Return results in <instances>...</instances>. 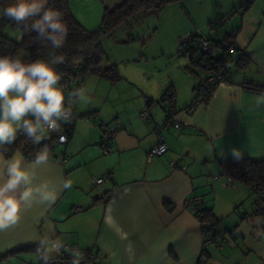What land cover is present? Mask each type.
<instances>
[{
	"label": "crops",
	"instance_id": "0c3cea01",
	"mask_svg": "<svg viewBox=\"0 0 264 264\" xmlns=\"http://www.w3.org/2000/svg\"><path fill=\"white\" fill-rule=\"evenodd\" d=\"M124 1L69 0V5L75 21L95 31L103 10ZM212 1L198 2L192 13L185 7H192L189 0L178 2L191 24L175 40L198 34L232 42L236 50L230 55V81L219 83L206 104L189 111L196 85L208 75L202 70L194 72L184 88L170 83L172 99L165 102L160 101L165 91L156 94L143 87L139 94L141 81L85 77L80 86L85 98L75 101L72 136L54 147L47 164L36 168L32 185L48 183L59 189L62 181L70 180L71 187L59 191L50 205L35 202L22 208L18 222L0 231V256L16 251L1 264H40L42 250H49L54 240L95 250L101 264H264V213L257 212L264 205L256 203L249 186L232 181L220 167V161L230 157L264 160V94L244 88V83L264 85V0H251L235 10L219 41L200 33L219 17L222 7ZM13 2L0 0V6ZM157 11L135 17L123 30L132 23L134 29L143 22L138 18ZM20 26L8 20L4 32L19 41ZM238 52L248 60L245 67L235 65ZM142 110L150 120L139 117ZM168 113L180 128H163L167 151L147 160L148 150L158 142L155 129L163 126ZM104 124H119L106 152L100 146ZM106 174L111 178L93 184ZM193 197L201 199L199 208L212 211L217 229L235 232L236 237L221 248L204 245L210 231L188 207ZM77 205L83 210L74 212Z\"/></svg>",
	"mask_w": 264,
	"mask_h": 264
},
{
	"label": "clouds",
	"instance_id": "9594fccd",
	"mask_svg": "<svg viewBox=\"0 0 264 264\" xmlns=\"http://www.w3.org/2000/svg\"><path fill=\"white\" fill-rule=\"evenodd\" d=\"M46 4L47 0H14L0 6V17L17 25L23 24L27 32L36 33V41H49L58 49L65 43L68 26L63 21V14L57 9L45 8ZM30 17L35 19L29 26L25 22ZM23 35L21 32L16 38L22 40ZM64 59L63 55H53L47 61L25 62L20 55H0V231L18 222L22 208H30L35 202L50 205L56 201L59 191L71 187L70 180L62 181L59 189L48 183L32 186L36 168L48 163L46 146L36 153L31 163L19 151L5 156L6 146L15 143L18 133L33 145H39L46 138L45 130L59 133L63 123L71 122L72 112L66 107L64 86L60 84L62 77L53 67L63 63ZM84 98L83 89L68 94L69 102ZM121 238L127 239V234L121 233ZM60 248L69 252L72 264H80L82 253L57 246V250ZM127 251H133L131 243ZM41 259L43 264H49L47 255Z\"/></svg>",
	"mask_w": 264,
	"mask_h": 264
},
{
	"label": "trees",
	"instance_id": "16d2710c",
	"mask_svg": "<svg viewBox=\"0 0 264 264\" xmlns=\"http://www.w3.org/2000/svg\"><path fill=\"white\" fill-rule=\"evenodd\" d=\"M178 2L181 0H125L114 9L105 8L101 19L100 27L95 31H87L79 25L73 18L69 0H49L46 8H53L59 10L63 14V21L68 26V35L63 47L53 48L49 41H36V33L27 32L24 25L21 24L20 30L24 33L23 39L16 41L9 37L5 32L7 19L0 17V55H20L25 62H31L37 59L50 60L53 55L64 56V62L54 65L58 73L61 74L60 84L63 85L65 98L68 94L75 90L80 89L85 77L90 74L107 77L109 79L117 78L116 71L112 68H101L100 64L104 58L103 41L111 38L113 34L123 26H127L133 21L137 15L146 14L152 10H158L168 3ZM251 3V0H243L239 9L246 8ZM34 17H30L25 23L31 25ZM196 38L199 39L198 34L191 36L189 40L180 41L178 52H183L184 56H188L192 66L197 67L205 73L213 74L220 71H229L231 54L227 48L220 47L221 42H214L208 39L212 44L220 50L219 56H208L203 53L200 48L194 46ZM229 42V41H228ZM198 44V40H197ZM229 45H233L229 42ZM248 60L243 53L237 54L235 65L238 67H245ZM188 70V69H187ZM192 75L194 72L189 71ZM79 77L80 81L76 82L75 79ZM171 91L167 90L163 93L160 101L172 99ZM74 116L69 122V130L67 132V141L71 138L74 127ZM105 129L103 128L102 131ZM45 139L39 145H33L23 134L18 133L17 140L14 144L7 145L6 157H10L14 151L21 152L26 161H33L36 153L44 148L48 149L51 153L57 145L55 136L44 133ZM63 143V144H65ZM220 167L229 179L234 182L242 183L249 186L256 194L264 195V160H253L245 157H230L220 161ZM196 217L202 223L203 227L208 229H217L218 219L210 209L199 208L195 213ZM27 249V248H26ZM21 250H24L21 249ZM17 250V252L21 251ZM16 251L9 252L0 256V264L4 259L13 256Z\"/></svg>",
	"mask_w": 264,
	"mask_h": 264
},
{
	"label": "rangeland",
	"instance_id": "374dc122",
	"mask_svg": "<svg viewBox=\"0 0 264 264\" xmlns=\"http://www.w3.org/2000/svg\"><path fill=\"white\" fill-rule=\"evenodd\" d=\"M200 1L202 0H189L192 7H187L189 5L187 4L185 6L187 11L192 13ZM215 1L219 5L218 8L222 7L219 9V17L217 20L208 22L200 33L219 41L225 36L224 32L227 28L225 26H227L230 15L239 8L243 0ZM178 2L166 4L158 9L157 13L145 16V19L138 18L143 22L135 25L134 29L132 23L127 31L123 28L119 29L111 38L105 39L103 41L104 58L100 67L103 69L113 67L116 77L124 76L136 82L141 81V84L137 83L140 85L139 94L143 92V87H148L144 89H150L151 93L157 94L159 91H161L160 94L163 91L166 93L167 90H172L170 83L173 82L178 87H186L190 80L194 79L189 71L196 73L199 69L192 66L189 57L184 56L182 51L178 52L179 41L175 40L176 35L191 24V20L186 16V11L177 6ZM209 2L213 1L209 0ZM206 5L209 7L208 3ZM137 16H142V14ZM211 25H214L216 32L210 29ZM122 30L126 33L124 34ZM187 38H191V36ZM21 54L22 52H20ZM181 93H185V91ZM107 125L111 126V124ZM7 264L25 263L11 261Z\"/></svg>",
	"mask_w": 264,
	"mask_h": 264
},
{
	"label": "built area",
	"instance_id": "2783aa9c",
	"mask_svg": "<svg viewBox=\"0 0 264 264\" xmlns=\"http://www.w3.org/2000/svg\"><path fill=\"white\" fill-rule=\"evenodd\" d=\"M210 29L212 31H216L214 28V25H211ZM190 38H186V40H189ZM198 47L200 50L205 53L208 56L215 57L217 54V51L219 50L217 46L212 44L207 38L201 37L198 39ZM220 47L227 48L229 52H232L235 48L233 45H229L228 40H223L220 44ZM231 78V73L229 71H220L213 74L207 75L202 81H200L196 87H195V98L191 105L188 107V110L191 111L201 105L206 104L209 101V98L214 91V89L217 87L219 83L222 82H229ZM76 82L80 81V78L77 77L75 79ZM244 88L248 91L254 92V93H262L264 94V85L257 84V83H244ZM66 107L69 108L72 112V117L75 113V101L69 102L68 98L66 99ZM139 117L142 120H150V114L147 110H142L139 113ZM174 126L175 128H180V124L173 120L171 117V114L168 113L167 120L163 123V126L156 127L155 132L158 136V142L153 145L147 152V160H150L153 157L161 156L167 151V146L165 144L164 138L161 135V130L167 126ZM119 124L115 125H107L104 124L103 128L105 129L102 132L101 139H100V146L104 152L108 151L110 149L111 141L114 137V134L118 128ZM69 123H63L61 126V130L59 133L57 132H49L45 130L49 135L55 136V142L56 144H63L67 140V132L69 130ZM63 136L64 139L61 140L60 137ZM171 165L174 166L175 163L171 162ZM111 178V174H106L102 177L94 178L93 184L99 185L103 181L108 180ZM201 203V199L199 197H193L188 201V207L193 211L197 212L199 209V205ZM256 203L259 205H264V195L260 194L257 196ZM83 208L81 206H75L73 207L74 212H80ZM257 212L262 214L264 213V207L258 208ZM236 237L235 232H223L219 229H212L209 232V235L204 240V245L214 243L217 245V247L221 248L225 242L228 239ZM63 245L65 248L68 249H75L82 253V259L80 260V264H101L98 258V254L93 249L83 250L75 245H69V244H61L60 242L54 240L51 243V247L49 250H42V255H47L49 257V264H72V256L69 254V252L64 251L63 248H60L57 250V246ZM200 258L203 260L205 258L204 255H201ZM40 264H43L42 259L40 260Z\"/></svg>",
	"mask_w": 264,
	"mask_h": 264
}]
</instances>
